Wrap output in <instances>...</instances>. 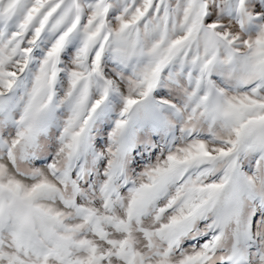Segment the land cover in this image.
I'll use <instances>...</instances> for the list:
<instances>
[{
	"label": "snow or ice",
	"instance_id": "1",
	"mask_svg": "<svg viewBox=\"0 0 264 264\" xmlns=\"http://www.w3.org/2000/svg\"><path fill=\"white\" fill-rule=\"evenodd\" d=\"M0 264H264V0H0Z\"/></svg>",
	"mask_w": 264,
	"mask_h": 264
}]
</instances>
